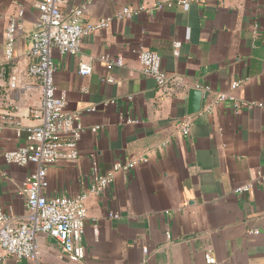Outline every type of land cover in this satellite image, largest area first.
I'll return each mask as SVG.
<instances>
[{
	"label": "crops",
	"instance_id": "crops-1",
	"mask_svg": "<svg viewBox=\"0 0 264 264\" xmlns=\"http://www.w3.org/2000/svg\"><path fill=\"white\" fill-rule=\"evenodd\" d=\"M61 1L65 15L84 7L82 24L113 18L126 6L143 10L83 38L77 56L53 55L54 82L66 110L95 112L81 118L88 130L78 162L48 167L45 194L71 197L87 189L94 164L106 175L116 163L139 157L146 162L115 173L105 193L87 199L82 261H69L55 241L42 237L36 262L6 258L3 264H207V253L212 264H264V183L234 193L264 173V108L235 113L230 102H215L226 94L264 104V0H204L187 11L175 0ZM36 2L0 0V87H15L11 103L17 107L14 124L0 129V207L17 217L25 213L22 184L36 166L7 163L3 155L25 145L20 127L36 125L29 110L39 104V93L21 89L34 82L27 69ZM158 3L162 8H155ZM12 20L20 28L6 61ZM174 43L180 44L176 56ZM140 49L157 53L164 73L179 77L184 90L159 103L155 83L140 71ZM81 61L90 63V75H78ZM107 77L113 83L103 82ZM192 89L202 94L201 108L189 115L185 136L176 123L188 115Z\"/></svg>",
	"mask_w": 264,
	"mask_h": 264
},
{
	"label": "built area",
	"instance_id": "built-area-1",
	"mask_svg": "<svg viewBox=\"0 0 264 264\" xmlns=\"http://www.w3.org/2000/svg\"><path fill=\"white\" fill-rule=\"evenodd\" d=\"M204 0H175L174 4L187 11L191 5L200 4ZM61 0H37L36 9L38 20L29 49L32 63L28 66L27 76L34 82L21 86L23 91H38L39 104L29 110L30 116L36 121L32 127H20L18 135L24 134L25 145L13 151L4 153L3 158L7 163L18 166L34 164L35 169L26 177L22 184L20 195L24 199L25 213L14 216L0 207V248L5 256L0 257V264L6 258L15 261H37L39 257L38 243L45 237L55 241L61 253L71 262L82 261L85 251L82 246L84 236V221L87 216L86 201L90 196H97L107 191L113 182L115 173L128 172L140 163L146 162L144 158H132L125 163H116L106 175L97 172L96 165H92V175L89 187L75 196L45 194L48 188L47 169L60 163L76 164L79 160L78 145L87 132L81 124V118L95 112L94 108L70 113L66 110V97L58 93L54 82L55 65L53 55L75 57L80 53L82 39L100 30L107 29L113 20L130 19L143 10L131 7H122L113 18H104L94 23L82 24L80 17L84 7L73 8L67 15L61 11ZM166 5H170L167 3ZM163 3H158L155 8H162ZM22 12L18 13V17ZM20 28L17 20H12L5 34V60L9 61L13 55V44L17 30ZM179 43L173 44V54H178ZM138 62L141 73L153 80L158 94V102L172 99L184 90L183 81L177 76H167L162 69L160 56L150 50L138 51ZM122 65L121 59L115 62ZM90 63L81 61L78 65V75H90ZM5 70L0 66V80H3ZM113 83L112 77L103 80ZM238 83H233L236 88ZM3 90L0 87V129L13 125V110L11 103L12 89ZM228 101L232 104L235 113L242 108H264V104L241 103L226 94L216 97L217 103ZM210 111V107L207 108ZM191 118L185 115L176 123L177 131L182 135H189ZM127 124L133 123L126 119ZM98 127L90 129L95 133ZM264 183V173L258 172L256 178L241 184L234 189L237 195L248 192L254 185ZM109 217L113 214L109 213ZM257 234V231H252ZM207 264L214 263L210 253L204 255Z\"/></svg>",
	"mask_w": 264,
	"mask_h": 264
},
{
	"label": "water",
	"instance_id": "water-1",
	"mask_svg": "<svg viewBox=\"0 0 264 264\" xmlns=\"http://www.w3.org/2000/svg\"><path fill=\"white\" fill-rule=\"evenodd\" d=\"M202 94L200 91L192 89L189 91L187 114L193 115L201 108Z\"/></svg>",
	"mask_w": 264,
	"mask_h": 264
}]
</instances>
